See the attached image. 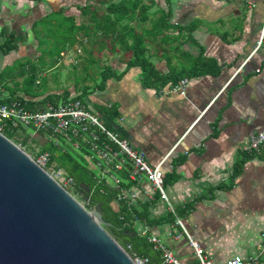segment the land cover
<instances>
[{"label": "crops", "instance_id": "0c3cea01", "mask_svg": "<svg viewBox=\"0 0 264 264\" xmlns=\"http://www.w3.org/2000/svg\"><path fill=\"white\" fill-rule=\"evenodd\" d=\"M64 1H0V46L7 42L15 46L9 53L0 51V103L14 97L32 105L46 95L65 92L34 98L23 91L32 65L40 62L47 47L40 45L36 23L64 8L66 15L82 21L79 5L72 6L80 0ZM157 2L158 8L171 11L170 23L176 27L170 34L177 38L168 47L173 51L169 54L174 56L172 65L162 50L151 49L157 71L167 76L175 68L190 65L193 58L204 57L211 73L185 77L189 79L185 96L168 93L167 88L161 92L144 84L140 68L127 71L131 55L108 52L115 58L104 67L124 74L82 101L109 129L144 151L151 165L166 160L165 188L171 207L146 177L130 179L128 166L115 172L122 181L116 189L136 194L132 207L137 212L136 232L148 240L160 239L186 264L196 263L187 233L218 264L235 256H257L264 232V149L245 163L234 184L232 177L236 163L249 154L245 148L250 138L264 130V48L255 51L264 22V0H174L170 7L166 0ZM192 23L199 27L191 34L180 35L176 29ZM41 71L37 72L38 83L47 81ZM70 92L73 98L82 93L76 87ZM26 132L31 142L43 148L49 143L39 134L32 139V130ZM75 153L97 178L100 172L88 160L87 150ZM107 181L113 187L112 180ZM114 205L120 208L121 202L115 199ZM260 264H264V255Z\"/></svg>", "mask_w": 264, "mask_h": 264}, {"label": "trees", "instance_id": "16d2710c", "mask_svg": "<svg viewBox=\"0 0 264 264\" xmlns=\"http://www.w3.org/2000/svg\"><path fill=\"white\" fill-rule=\"evenodd\" d=\"M95 1L96 4L91 2ZM158 0H87L85 6H77L80 12L78 22L76 15H66L67 9L55 11L46 18L36 23L35 33L41 46H47L42 50V57L38 64L31 67V73L24 81L23 91L31 97L45 96L48 88L43 82L38 81L39 70L51 69L58 65L64 54L76 47H82L86 52L84 71L86 77H77L76 89L81 83L84 84L80 96L71 97V92L65 90L62 95H46L40 101L31 104H23L30 110L45 108L48 104H58L59 101L68 99L83 100L96 90H104L110 79L120 78L123 74H116L111 68L103 67L99 71L101 63L97 54L104 51L120 52L124 55H131L127 63V71L132 68H140L144 84L149 88L157 90L169 89L170 86L178 84L185 77L192 78L199 75L210 74L211 71L204 63V57L193 58L192 63L183 66L181 70L175 68L167 76H162L151 60V49L156 46L162 50L165 57H168V64L172 65L174 56L169 57L168 47L176 43L177 38L170 34V30L176 26L170 23L171 11L166 12L157 6ZM174 0H166L170 7ZM106 6V8H105ZM199 23V21H198ZM199 27V24L192 23L189 27H177L180 35L188 31L190 34ZM86 42L90 43L91 49L87 48ZM15 46L12 42L0 46V51L9 53ZM178 49V48H176ZM94 69L95 75L101 77L100 83L91 88L86 84L88 80L95 83L97 76L89 75V70ZM41 90H39V89ZM39 90V91H38ZM16 93V92H15ZM13 92V94H15ZM71 97V98H70ZM21 101L18 98H11L4 102ZM30 103V102H29ZM41 104L40 108L34 109V104ZM32 106V107H31ZM14 133L7 127L4 134L12 139ZM42 136V135H41ZM65 146L64 144L62 147ZM54 143H47L42 149L51 155V164L63 169L74 179L73 189L83 192L88 198L90 208L101 209L102 216L106 222L105 228L124 247H132V253L139 256L149 257L154 264H165L162 254L156 250L154 245L145 237L140 236L135 230L137 212L129 209L126 202H121L120 208H116L114 200L118 198L120 191L106 185L96 179L95 175L86 165L80 154L72 150H65ZM76 151L75 149H73ZM260 153L245 154L235 166L232 183L241 175L247 161L259 156ZM87 168V169H86ZM123 217V219H121Z\"/></svg>", "mask_w": 264, "mask_h": 264}, {"label": "water", "instance_id": "95a60500", "mask_svg": "<svg viewBox=\"0 0 264 264\" xmlns=\"http://www.w3.org/2000/svg\"><path fill=\"white\" fill-rule=\"evenodd\" d=\"M105 226L0 132V264H134Z\"/></svg>", "mask_w": 264, "mask_h": 264}, {"label": "built area", "instance_id": "2783aa9c", "mask_svg": "<svg viewBox=\"0 0 264 264\" xmlns=\"http://www.w3.org/2000/svg\"><path fill=\"white\" fill-rule=\"evenodd\" d=\"M262 48H264V22L255 46V51L257 52ZM79 51L81 52V50ZM188 84L189 79L184 78L178 84L170 86L166 92L185 96ZM7 127L13 132L19 131L20 128L32 130L34 132L30 135L32 139L34 135L39 134L46 141L54 143L57 146L69 144L77 151L82 149L87 150L88 160L100 172L96 179L109 184V181L106 182V180L110 178L114 188L120 187L122 183L121 179L115 175V172L122 170L124 166H128L130 167V179L136 181L143 176L146 177L154 188L160 192L161 199L171 207L170 199L165 188L166 173L163 165L166 160L157 166L151 165L144 151L136 149L117 132L109 129L102 122L98 114L80 99L71 98L61 101L56 105L48 104L45 108L38 110H30L20 101L0 103V132L4 134ZM32 146L37 149L34 143H32ZM263 149L264 130L257 132L250 138L245 151L249 154L255 152L261 153ZM33 159L65 189L68 190L74 187V179L63 169H59L54 164H51L50 153L37 151V155ZM135 199V193L129 195L125 191L120 193L117 198L119 202H126L130 210L134 205ZM178 224L186 232L182 220H178ZM187 235L191 245L195 249V264H218L206 254L204 249L188 233ZM149 241L154 245L156 250L161 252L165 264H186L178 259L160 239L152 237ZM125 250L131 256L134 264H154L149 257L132 253V247L130 245ZM258 250L259 253L257 256H251L249 258L235 256L224 264H260L261 256L264 255V232Z\"/></svg>", "mask_w": 264, "mask_h": 264}, {"label": "rangeland", "instance_id": "374dc122", "mask_svg": "<svg viewBox=\"0 0 264 264\" xmlns=\"http://www.w3.org/2000/svg\"><path fill=\"white\" fill-rule=\"evenodd\" d=\"M87 3H88L87 0H80L79 2L74 1V3H72V6H77V5L85 6ZM91 3L93 5L96 4L95 1H92ZM157 10H158V6H155L153 11H157ZM86 46L87 48L91 49L90 43L86 42ZM79 50H81V52ZM84 57H86V52L84 51V49L82 47H77V49L75 48L71 50L68 53V55L63 58V60H60L58 62L57 68L51 70V72L47 74H46L47 68L40 72L41 78L47 79V81L43 84L44 86L46 85V88H48L49 94L50 93H61L65 90L70 91V90L75 89L77 77L78 78L86 77V74H87V72L84 71V68H85L84 65L86 64ZM97 57L100 58L101 60L100 66L98 67L100 71L104 66H106L103 64L109 63V61L114 56L110 55L108 51L106 50L101 54H97ZM18 66L19 65H16V67H11V68L9 67V69L7 70V73L14 71L15 68H18ZM23 69L24 71H28L27 68H26L27 70L25 69V66H23ZM95 74L96 73L94 69L89 70V75L94 76ZM96 76L97 75H95V77ZM99 81H100V76L98 75L95 80V83L88 80L86 84L90 86L91 88H93L99 83ZM11 86H14V85L12 84ZM83 86H84L83 83H81L80 86H78V88L80 89V92H82ZM12 134L13 136L11 140L16 145H18L23 151H25L28 155H30L32 158H34L37 155V151H42L43 147H41L36 141L31 142L32 140L27 136V132L25 128H20L19 131H16ZM32 143L36 145L37 149H35L32 146ZM64 145L65 146L63 147L61 146V147L65 150L70 151V150L75 149L74 147L72 148L71 145L69 144H64ZM68 190L89 212H94V208H90V203L88 202V198L83 192L75 188L74 189L70 188Z\"/></svg>", "mask_w": 264, "mask_h": 264}, {"label": "bare ground", "instance_id": "6f19581e", "mask_svg": "<svg viewBox=\"0 0 264 264\" xmlns=\"http://www.w3.org/2000/svg\"><path fill=\"white\" fill-rule=\"evenodd\" d=\"M87 169V168H86ZM102 183V182H101Z\"/></svg>", "mask_w": 264, "mask_h": 264}]
</instances>
